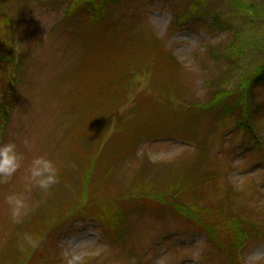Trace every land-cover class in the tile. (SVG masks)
Listing matches in <instances>:
<instances>
[{"label":"rangeland","instance_id":"rangeland-1","mask_svg":"<svg viewBox=\"0 0 264 264\" xmlns=\"http://www.w3.org/2000/svg\"><path fill=\"white\" fill-rule=\"evenodd\" d=\"M70 1L0 0V22L13 29L8 47L0 39V59L16 61L12 91L0 76L8 114L0 142L15 141L29 159L46 156L60 175L47 193L23 170L0 184V264H264V82L241 83L264 59V0H246L253 15L232 0H118L104 27L82 4L66 15ZM240 88H251L255 116L215 103L217 92ZM84 90L96 120L81 121L85 102L74 108ZM90 156L95 167L87 169ZM183 169L185 186L189 175L204 177L200 219L179 209L195 198L176 178ZM171 179L172 192L132 194L138 181L164 188ZM10 189L31 205L20 223L3 202ZM118 206L126 220L115 226ZM236 218L248 236L238 252L227 237ZM35 224L49 228L31 234L40 240L32 248L21 238Z\"/></svg>","mask_w":264,"mask_h":264},{"label":"trees","instance_id":"trees-1","mask_svg":"<svg viewBox=\"0 0 264 264\" xmlns=\"http://www.w3.org/2000/svg\"><path fill=\"white\" fill-rule=\"evenodd\" d=\"M118 0H71L69 3V6L66 9V15H72L75 16L73 13L77 10V12L79 11L78 8L81 7V4L86 7L88 9V19L92 22H96V24L98 26L104 27V26H111L114 22H112V20H110V18L113 15V8L114 7V3H116ZM233 4L235 5L236 10L238 11H242L244 12L245 15H253V14H258V10L255 9V4L253 2H247L246 0H232ZM81 13V12H80ZM79 13V14H80ZM179 22H181V20H179ZM180 24V23H179ZM118 25V23H117ZM222 25L221 22H217L216 26H220ZM0 26H2V28L0 27V39L4 42V47H8L9 41H10V37L12 36V26L10 23H5V22H0ZM223 30L228 29L227 25L224 24L223 27H221ZM239 31V30H238ZM14 33V31H13ZM239 35V33H237ZM3 38V39H2ZM128 41V38L126 39V42ZM260 43L262 44V42L260 41ZM126 44V43H125ZM254 44H257L256 42ZM239 50H238V49ZM233 47V49L236 51L235 53L238 54H242L245 56V50L241 49L240 47L237 46ZM264 47H261V45L259 46V49L257 51V54H261L264 50ZM3 60H7L8 62V72H9V76L8 77H4V71L3 69L0 68V76H2L3 78H5V82H6V89L7 92L8 91H12L13 86H12V81H14V79L16 78V75L14 73L15 71V64L16 61L14 60L13 63H9L10 60L12 58H10V56L5 55L2 57ZM2 59H0V64L2 62ZM254 64V68H252L249 74V71L245 74L242 75V87H252L253 85H259V83L264 82V59H258V60H254L253 62ZM241 87V88H242ZM240 88L236 89V91H231L230 93H216L215 96H217V98L215 99V103H218L219 105H221L222 100H225L227 102H229L231 105L235 106V108H237L238 110L241 111V114L243 115V117H248L249 115H256V108H254L252 101L253 100V94L251 96L250 93V89L248 91H244ZM3 88L0 86V94L2 93ZM92 94L91 90L87 91L84 90V94L80 93V95H78L77 99H76V103L74 105V108L77 109L80 105H82L84 102L89 105L87 108L86 113H84L81 121L84 118H88L90 117V115L92 114L94 119L96 120V116L94 115V112L96 111V105L93 104V99L94 97H90ZM222 99V100H221ZM92 109H91V107ZM232 108V107H231ZM6 107L1 104L0 105V129H1V125L2 122L6 120V117L8 116V114H6ZM244 120V119H243ZM98 123V122H96ZM251 127H253L252 124H250ZM84 145L87 146V143L84 142ZM98 146V144L95 143H88V148L92 151H94V148H96ZM135 147L133 146L132 149H134ZM77 152L80 153V155H83L84 153H81L83 148L82 145H78L77 146ZM93 154V153H92ZM94 155V154H93ZM91 157V156H90ZM88 157L87 159L89 160V163L86 165L87 169H92L95 167V161L96 158H90ZM96 157H98V154L96 155ZM86 159V158H84ZM174 166L169 167L166 171L172 172L174 170ZM88 172V170L82 171L83 176L86 178V181L88 180V174L86 173ZM184 173V169L181 171V174L179 173V176L176 178H179L181 183L183 184V190L184 188L186 189V192L191 195V196H195L194 199H190L191 203L188 204H181L179 205V209L187 212L189 214V217L197 219L199 217H201V212H202V208H200V204H199V199H198V195L196 193L199 192V188L202 187V184H204V177H197V178H193L192 176L189 175V178L187 177V185L185 186L183 183V178L185 177ZM173 185H177L176 182H173V179L168 180L165 185L164 188H158V186H161L160 184V180H154L153 182L149 183V185H145L142 186L141 182H136L135 189L133 190L134 193H132L133 195H139L140 197L143 196L144 192L142 194H140L141 188H143L142 190L145 191H149V190H154V194L157 195H161L164 194L166 192H172L173 190H171V188L173 187ZM207 185V183H206ZM166 186V187H165ZM159 189H161V191H159ZM86 190V189H85ZM175 192H177L176 190H174ZM152 195V194H151ZM156 195V196H157ZM173 195H177V194H173ZM153 196V195H152ZM154 197V196H153ZM198 201V202H197ZM177 204V203H176ZM135 206H141V204L136 203ZM125 207H120L118 206V210H117V215L116 218L113 219V222L116 226V223L121 224L124 220H126V218L124 217V211L120 210V209H124ZM108 217L110 218V216L108 215ZM104 219V222H108V220L110 219ZM200 219V218H199ZM235 222H231V224L233 225L232 228H230L229 234L227 235V237L229 239H233L234 243L231 245L234 247V249L238 250L241 248V246L244 244V242H247V230L244 229L243 224V219L242 221L239 218ZM56 219H54L53 221H55ZM61 222L57 223L53 228H55L58 224H60ZM111 223V224H112ZM245 223V222H244ZM47 225V224H46ZM36 226L35 225H31L30 226V230H28V232L30 234L33 235H44L43 232L44 230H46V228H49L48 226L45 229L42 230H36V229H32ZM207 227H210L209 225H205ZM40 229V228H39ZM110 229V228H108ZM110 233V231H109ZM246 237V238H245ZM49 241H45V245H48ZM52 247V246H51ZM22 249H20L18 252H20ZM33 251H35L34 249L29 248L28 252L31 254L33 253ZM17 252V253H18ZM16 254V253H15ZM14 255H10V261L12 263L15 262L14 260ZM38 260L44 261V259L42 258V256H39ZM45 263V262H44ZM48 264V263H45Z\"/></svg>","mask_w":264,"mask_h":264},{"label":"clouds","instance_id":"clouds-1","mask_svg":"<svg viewBox=\"0 0 264 264\" xmlns=\"http://www.w3.org/2000/svg\"><path fill=\"white\" fill-rule=\"evenodd\" d=\"M111 126V125H110ZM25 173L31 187L47 193L60 182L59 168L44 155L26 157L15 141L0 142V184H9L21 172ZM11 218L20 223L30 213V202L26 194L10 189L3 197ZM22 244L35 248L40 243L38 237L24 234Z\"/></svg>","mask_w":264,"mask_h":264}]
</instances>
